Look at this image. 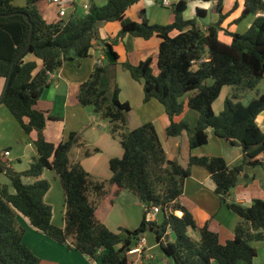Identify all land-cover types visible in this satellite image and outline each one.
I'll list each match as a JSON object with an SVG mask.
<instances>
[{
    "label": "trees",
    "instance_id": "16d2710c",
    "mask_svg": "<svg viewBox=\"0 0 264 264\" xmlns=\"http://www.w3.org/2000/svg\"><path fill=\"white\" fill-rule=\"evenodd\" d=\"M15 1L0 0V80L6 84L9 80L0 104L8 108L27 135L37 132L34 145L38 157L26 171L9 176L15 193L0 184V264L40 263V258L23 242L25 229L18 222L19 214L36 231L99 264H132L129 251L148 229L155 233L165 258L172 264H257L258 252L251 242L264 240V199L244 206L229 198L246 166L264 169V131L257 123L264 112V94H257L247 105L241 102L264 79V16H257L244 34H237L221 27L226 17L222 14V0L216 5V11L221 13L219 22L206 29L199 26L198 19L184 18L189 0L172 5L175 21L169 25L151 24L145 10L137 13V20L128 17V11L145 0H108L103 6L92 3L83 17L71 15L49 23L37 7L40 0H25L23 7L14 5ZM158 2L162 5V0ZM196 12L200 18L207 15L199 8ZM258 13H264V0H244L241 19ZM26 16L33 25V35L30 48L23 53L31 34ZM101 22L121 25L118 35L104 42L113 58L94 68L81 85L78 100L81 106L92 107L109 122L112 136L123 148L121 158L109 161L112 176L107 181L94 180L80 163H71L73 147L84 148L85 156L92 155L80 134L72 132L58 145L46 140L44 131L50 117L36 107L51 76L65 62L91 56L99 40ZM221 32L231 37L230 44L220 39ZM127 35L160 40L157 74L152 57L134 64L128 57L119 56L115 47ZM29 56L40 60L43 67L39 70L36 60L26 59ZM118 65L143 84L144 103L156 100L164 107L170 120L167 137L187 132L192 152L209 143L212 130L218 139L242 149V163L230 168L223 157L191 155L185 168L178 160L169 159L154 123L131 131L125 129L132 108L120 100ZM225 87H232L233 92L216 114L213 105ZM188 94V100L183 101ZM186 108L199 114L194 129L188 121L176 120ZM195 166L211 175L215 193L240 218L234 237L226 243L207 224L199 228L181 201L185 182ZM7 169L0 160V175ZM45 170L57 173L64 190L63 228L52 223L53 209L45 202L51 189L50 182L42 178ZM22 178L33 182L24 184ZM111 186L133 192L146 206L138 229L121 228L116 233L97 219V206ZM156 207H160L163 217L161 224L147 218ZM190 230L199 232V241L189 235ZM169 232L175 236L174 241L169 240Z\"/></svg>",
    "mask_w": 264,
    "mask_h": 264
},
{
    "label": "crops",
    "instance_id": "0c3cea01",
    "mask_svg": "<svg viewBox=\"0 0 264 264\" xmlns=\"http://www.w3.org/2000/svg\"><path fill=\"white\" fill-rule=\"evenodd\" d=\"M18 1L20 2L18 3ZM170 1L176 3L179 0ZM76 2L77 0H75L74 3L75 9L69 8L71 9V15L74 16L78 12ZM92 2L98 6H103L108 0L84 2L83 16L88 13V11L84 9V6H90ZM235 2L238 5V9L222 28L228 29L230 32L237 34H244L258 15H252L250 18L248 17L245 19L242 22L244 25L242 31H240L239 25L231 27L229 25L230 22L239 18L241 14L244 0H222V12L223 10H231ZM217 3L218 0H189V11L187 12L189 18L187 20L194 18L201 19L197 16V8L205 10L207 12V17L208 8L212 7L213 9H216ZM13 4L18 7H23L26 2L25 0H16ZM37 7L44 19L49 23L56 22L60 19L58 16V9L47 1L40 0ZM167 9L172 10V7L162 6L158 0H145L130 9L127 15L131 19L137 20V13L140 10H145L146 17L151 24L168 25L175 21V14L173 12H167ZM46 14L51 15V19H46ZM68 15L69 10H67L65 19L69 17ZM198 24L202 29L208 27V25L201 24L199 20ZM120 30L121 25L119 22L99 23V40L95 44L91 56L80 61L65 62L60 70L51 76L50 85L44 91L36 106L37 109L46 112L47 116L50 117L44 131L45 138L48 142L58 145L67 140L69 134L72 132L80 134L82 136V141L87 147L91 146L99 149L97 146H99L102 141L105 142L107 146V155H104L103 158V161L105 162V167H103L104 173L101 172L99 166H92L91 169V164L85 163L88 160H82L84 156V148L78 146L73 147L69 155L71 163H80L91 177L97 181H107L111 178L112 173L109 170V161L112 158H121L123 156V148L120 145L119 140L112 136L110 125L109 128H100L101 124L99 123L98 114L94 112L93 108L91 110L89 107L81 106L78 100V95L81 85L89 79L94 68L97 66V62L101 61L104 64L109 58L107 46L104 42L114 39ZM223 37L225 41L223 40ZM220 39L226 44H230L232 40L231 37L226 36L224 32H221ZM159 44L160 40L157 37H153L147 41L127 35L123 41L116 45L115 50L122 59L128 57L134 64H138L140 61L152 57L154 65L158 62ZM26 59L28 61L36 60L38 62L39 70L43 67L42 62L33 56H29ZM117 79L121 87V102H128L132 111L134 108L139 111L140 115H138V117L142 124L154 120L153 123L157 128L169 159L178 160L185 168L188 166L191 155L198 157L220 156L226 160L230 168H234L242 163V149L240 147H234L226 141L225 143L229 146L221 145L220 151L217 153L218 138L214 136L212 130H209V143L193 150L192 152L189 148V135L187 132H184L178 137H167L166 129L170 124V120L160 103L156 100L144 103L143 84L133 80L131 77L128 78L125 72L120 76L117 70ZM5 86L6 81L4 79L0 80V100L4 94ZM125 89L128 91L127 94ZM187 111L189 110H185L181 116L176 118V120H184L185 115L189 113ZM215 113L218 114L217 112ZM193 118L194 120L189 122L192 129H194L199 120V114L195 117L193 116ZM257 123L261 130L264 131V112L258 116ZM130 130L133 129L130 128ZM36 138L37 132L34 131L30 135H27L8 108L4 104H0V160L4 161L8 168H11L13 174H20L26 171L30 164L38 157L34 145ZM89 140L92 141L90 142ZM99 150L100 153H103L102 149ZM5 151L10 152L8 157L4 156ZM90 157H94V155L92 154L87 158ZM260 169L263 168H254L250 166L244 168L243 173L239 176L237 186L231 193L229 198L230 202L250 206L255 199H264V190L260 185L261 181H264V174L261 176ZM11 175L6 174V172L1 174L0 184L6 186L9 189V192L13 194L15 193V190L12 187L11 179L9 177ZM258 175L262 177L260 183L257 181ZM46 176L49 178L52 177L54 183L51 185V189L45 197V202L53 209L52 223L57 227L63 228L65 226L64 190L63 187H61L62 185L56 172L45 170L42 178L46 179ZM22 181L24 184H30L33 182L32 179L28 178H22ZM55 192L57 196L55 195ZM181 201L193 214L199 228H202L207 224L212 232L219 235L222 243H226L234 237V231L240 219L236 214L227 210L220 201L218 202L217 194L215 193V184L211 175L204 168L198 166L192 168L191 176L185 182L184 195ZM56 204L57 208H59L61 218L60 216L57 217ZM145 212L146 206L136 194L126 189L118 191L116 186H111L108 189V194L100 200L97 206L96 217L111 231L119 233L121 228L131 231L138 229L144 219ZM147 218L156 221L158 224H161L163 221V217L160 214L154 215L153 210L148 213ZM18 222L25 229L23 242L40 258L39 264H99L98 262H95V260H91L89 257L78 251L71 250L67 246L61 245L44 234L36 231L31 226L29 220L21 214H19ZM149 231L152 232L148 229L141 236V238L146 241V253L142 256L141 263L172 264V261L165 258L162 250L160 251L162 255L158 256L154 254V249L157 247H149V242L153 240L152 237L148 236L150 235L148 234ZM189 235L196 241H199L200 239L198 231L190 230ZM174 239L175 236L169 232V240L174 241ZM157 244L160 248L158 242ZM251 245L258 252L255 263L264 264V240L253 241L251 242ZM149 256H152L153 258L148 259ZM132 258L133 263L135 264L136 261L140 259L138 255H132ZM158 260H160L159 263H156ZM213 264H215V262H213ZM238 264H244V262H239Z\"/></svg>",
    "mask_w": 264,
    "mask_h": 264
},
{
    "label": "rangeland",
    "instance_id": "374dc122",
    "mask_svg": "<svg viewBox=\"0 0 264 264\" xmlns=\"http://www.w3.org/2000/svg\"><path fill=\"white\" fill-rule=\"evenodd\" d=\"M90 2V1H94V0H77V2H76V8L78 9V12L76 13V15H75V17H81V16H83V4H84V2ZM174 1V0H173ZM20 1H18V3H19ZM93 3V2H92ZM243 8H244V6L242 7V9H241V14H240V16H239V18H237L236 20H232L231 22H230V26L232 27V26H235V25H239V29H240V31H242L243 30V24H242V22L245 20V19H247L248 17L250 18V16H252V15H249V16H247V17H245V18H242L241 19V16H242V12H243ZM237 9H238V5H237V3L235 2L234 3V5H233V7L231 8V10H229V11H225V10H223V12H222V14L224 15V16H226L225 18H224V20L222 21V23H221V27H223V25L229 20V18L233 15V14H235V12L237 11ZM69 10V17H70V15H71V9H68ZM167 12H173V10H171V9H167ZM174 13V12H173ZM51 15H49V14H46L45 15V18L46 19H51V17H50ZM220 16H221V13H219V12H217L216 11V9L214 8H212V7H209L208 8V16L206 17V18H201V19H198L199 21H200V23L201 24H204V25H211V24H216V23H218L219 22V20H220ZM68 17V18H69ZM184 18L185 19H188L189 18V15H187V12L185 13V15H184ZM169 25V24H168ZM229 26V27H230ZM234 33V32H233ZM239 33V32H238ZM241 33V32H240ZM225 34V33H224ZM227 36V35H226ZM223 40L225 41V39H224V37H223ZM106 61H108V60H106ZM153 69H154V72L155 73H157L158 72V69H157V63H155L154 65H153ZM117 70H118V74L120 75V76H122L123 74H124V72H125V74L128 76V78H130L129 76V74L123 69V67L121 66V65H118L117 66ZM126 90V89H125ZM232 92H233V88L232 87H225L224 89H223V91H222V93H221V95H220V97L217 99V101L214 103V105H213V109H214V111L215 112H217L218 114L223 110V107H224V100H225V98L227 97V96H230L231 94H232ZM128 93V91L126 90V94ZM257 94H264V79L259 83V85L257 86V88L255 89V90H253V91H249V92H247L245 95H244V97L242 98V100H241V102L244 104V105H247L251 100H253L255 97H257ZM190 96V94H188V95H186V96H184L183 97V101H186L187 100V98ZM161 105V104H160ZM162 106V105H161ZM162 108L164 109V107L162 106ZM89 109H91L92 110V107H89ZM94 110V109H93ZM185 110H189V111H187V112H189L188 114H186L185 115V117H184V120H186V121H188V122H192L193 120H194V118H193V116L195 117V116H197V112L196 111H193V110H191V109H188V108H186ZM138 115H140V113H139V111L136 109V108H134V110L132 111L131 110V112L130 113H128V115H127V119H126V127H125V129H127V130H130V128L131 129H136V128H138V127H140V126H142L143 124H146V123H149V122H151V123H153L154 122V120H152V121H149V122H146V123H143L142 124V122H141V120H140V118L138 117ZM99 116V115H98ZM99 123L101 124V127L100 128H109V123H108V121L107 120H104V119H102L100 116H99ZM131 131V130H130ZM90 141V140H89ZM92 141V140H91ZM90 141V142H91ZM221 145H223V146H229L227 143H225V141H221V140H219V139H217V153H218V151H220V146ZM99 149H102L103 150V153L101 152L100 153V150L99 149H97V148H93V147H91V146H86L85 148L86 149H88L90 152H92V154L94 155V157H90V158H87L88 156H83V158H82V160L83 161H86V160H88V161H86L85 163H89V164H91V169H92V166H99L100 167V170H101V172L102 173H104V171H103V167H105V162L103 161V158H104V155H107V146H106V144H105V142L104 141H102L100 144H99V146H97ZM96 150H98V151H96ZM85 152V150H83V153ZM107 170V169H106ZM109 170H110V168H109ZM260 173H261V176H262V174H264V169H260ZM260 175H258L257 176V181L260 183V179L262 180V177H261ZM47 177V176H46ZM45 180H47V181H49L50 182V184L51 185H53V183H54V179H52V177L51 178H49V177H47ZM25 184H27V183H25ZM262 187H263V182L261 181V184H260ZM62 187V186H61ZM55 195L57 196V194H56V192H55ZM217 200H218V202L220 201L221 203H222V201H221V199H220V197L217 195ZM230 201V200H229ZM223 204V203H222ZM223 206L225 207V208H227V206L225 205V204H223ZM56 208H57V204H56ZM227 210H229L228 208H227ZM230 212H232L231 210H230ZM56 214H57V217H59L60 216V213H59V208H57V210H56ZM239 217V216H238ZM60 218H61V216H60ZM240 219V218H239ZM148 234H150V235H148L149 237H152V241L151 242H149V247H157L156 249H154V254H156V255H158V256H161L162 254H161V249L158 247V244H157V241H156V239H155V235H154V233L153 232H148ZM153 253V252H152ZM161 258V257H160ZM159 261L160 260H158V262H156V263H159ZM240 262H242V261H240ZM215 264H218L217 262H215Z\"/></svg>",
    "mask_w": 264,
    "mask_h": 264
},
{
    "label": "built area",
    "instance_id": "2783aa9c",
    "mask_svg": "<svg viewBox=\"0 0 264 264\" xmlns=\"http://www.w3.org/2000/svg\"><path fill=\"white\" fill-rule=\"evenodd\" d=\"M45 1H47L51 5H54L58 9V16L60 19L65 18L67 10L69 8L75 9V5H74L75 0H45ZM174 3L175 2H171L170 0H162V6H164V7H172V5ZM84 9L86 11H89V5H85ZM258 16H264V13H258ZM193 64L196 65L197 63L193 62ZM97 65L100 66V65H103V63L101 61H98ZM9 155H10V152L5 151L4 156L8 157ZM160 212H161L160 207H156L153 209L154 215L160 214ZM177 215L181 216V213H177ZM149 220H151V219H149ZM145 253H146V241H145V239H142V238H141L140 242L138 243V245L129 251L130 256H132V255H138L139 256L140 259L136 261V264H142L141 258ZM152 258H153L152 256L148 257V259H152ZM95 262H97V261H95ZM132 264H135V263H132Z\"/></svg>",
    "mask_w": 264,
    "mask_h": 264
},
{
    "label": "water",
    "instance_id": "95a60500",
    "mask_svg": "<svg viewBox=\"0 0 264 264\" xmlns=\"http://www.w3.org/2000/svg\"><path fill=\"white\" fill-rule=\"evenodd\" d=\"M26 20L31 24V34H30V40H29V43H28V45L26 46V48L24 49L23 53H24L25 51H27V50L30 48V44H31V40H32V35H33V25H32V23H31V21H30V18H29L28 16H26ZM107 50H108V57L112 59V58H113V55H112V52H111L110 47L107 46ZM8 83H9V80L7 81V84H6V86H5V90H6L7 87H8ZM6 174H9V175L13 174V171L11 170V168H8V169L6 170Z\"/></svg>",
    "mask_w": 264,
    "mask_h": 264
}]
</instances>
